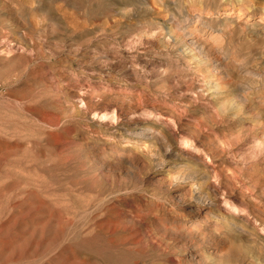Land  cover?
Returning a JSON list of instances; mask_svg holds the SVG:
<instances>
[{"label":"rangeland","instance_id":"obj_1","mask_svg":"<svg viewBox=\"0 0 264 264\" xmlns=\"http://www.w3.org/2000/svg\"><path fill=\"white\" fill-rule=\"evenodd\" d=\"M0 264H264V0H0Z\"/></svg>","mask_w":264,"mask_h":264}]
</instances>
